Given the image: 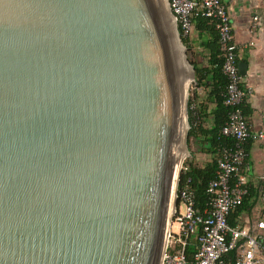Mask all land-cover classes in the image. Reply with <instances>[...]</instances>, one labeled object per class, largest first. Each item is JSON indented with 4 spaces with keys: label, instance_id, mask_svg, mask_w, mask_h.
<instances>
[{
    "label": "water",
    "instance_id": "obj_1",
    "mask_svg": "<svg viewBox=\"0 0 264 264\" xmlns=\"http://www.w3.org/2000/svg\"><path fill=\"white\" fill-rule=\"evenodd\" d=\"M191 78L167 0H0V264H160Z\"/></svg>",
    "mask_w": 264,
    "mask_h": 264
},
{
    "label": "built area",
    "instance_id": "obj_2",
    "mask_svg": "<svg viewBox=\"0 0 264 264\" xmlns=\"http://www.w3.org/2000/svg\"><path fill=\"white\" fill-rule=\"evenodd\" d=\"M168 4L176 26L179 25L184 33L192 29L189 16L196 8L202 10V15L217 19L221 48L225 56L223 70L231 80L226 103L238 102L249 91L247 89L245 92L237 87L242 76L235 64L237 48L226 5L221 0H168ZM222 132L233 135L238 140L251 137L252 140L264 143V131L250 132L249 125L239 110L230 114ZM241 159V153L223 150L218 160L216 177L208 186V192L213 195L211 209L203 213L194 208L192 194L188 189H178L179 173L171 207L172 220L166 233L160 264H189L185 248L191 238L196 243L191 264H226V257L233 249L236 251L234 264H264V218L255 221L252 228L245 225L231 227L226 220L229 210L240 204L246 193L247 174H237L236 181L230 184V178L237 173ZM182 164L180 172L186 170L184 162ZM244 170L249 172L250 165H246Z\"/></svg>",
    "mask_w": 264,
    "mask_h": 264
},
{
    "label": "trees",
    "instance_id": "obj_3",
    "mask_svg": "<svg viewBox=\"0 0 264 264\" xmlns=\"http://www.w3.org/2000/svg\"><path fill=\"white\" fill-rule=\"evenodd\" d=\"M189 22L192 27L190 32L184 33L179 25H177V31L185 48L187 61L193 70L195 83V90L187 103L189 125L187 142L193 140L198 149L191 151L189 159L184 161L186 170L180 172L178 189H188L192 194L194 208L203 213L211 209L213 195L208 192V186L216 177L218 160L223 150L242 154L241 163L237 166V173L231 176L230 184L236 181L237 174L248 175L244 169L246 165H250L249 149L253 143L252 138L238 140L233 135L224 134L222 131L229 121L230 114L235 110H239L249 125L252 109L248 101V92L238 102L226 103L229 98L231 80L223 70L225 56L221 48L217 19L202 15V10L196 8L189 16ZM234 59L237 67L241 60L244 61V58L240 59L238 56L237 49H235ZM237 87L247 91L242 77L237 82ZM198 89H201L202 94L196 91ZM249 131L252 132L250 125ZM196 152L206 155V160L198 162ZM245 187L246 193L240 204L232 207L226 216L227 223L231 227L237 226V221L243 213L251 212L263 191L261 185H254L249 180ZM195 251L196 243L194 238H191L185 248L189 264L192 262ZM235 255L236 251L233 249L226 257V264H234Z\"/></svg>",
    "mask_w": 264,
    "mask_h": 264
},
{
    "label": "crops",
    "instance_id": "obj_4",
    "mask_svg": "<svg viewBox=\"0 0 264 264\" xmlns=\"http://www.w3.org/2000/svg\"><path fill=\"white\" fill-rule=\"evenodd\" d=\"M225 5L230 14L238 56L244 58L241 63L246 64L242 78L249 91L248 101L252 109L249 125L253 132L264 131V0H226ZM201 62L205 63L204 60ZM249 162L247 181L261 185L263 191L251 212L243 213L238 219L237 226L252 228L255 221L264 218V143L253 140Z\"/></svg>",
    "mask_w": 264,
    "mask_h": 264
},
{
    "label": "rangeland",
    "instance_id": "obj_5",
    "mask_svg": "<svg viewBox=\"0 0 264 264\" xmlns=\"http://www.w3.org/2000/svg\"><path fill=\"white\" fill-rule=\"evenodd\" d=\"M167 4H168V0H167ZM168 7H169V4H168ZM169 10H170V7H169ZM170 13H171V10H170ZM176 29H177V26H176ZM188 64V63H187ZM191 71H192V79L187 87V92H186V110H187V103H188V99L190 97H192L193 95V92L195 90V83H194V74H193V70L191 68ZM196 91H199V93H201V89H198ZM202 94V93H201ZM186 121H187V117H186ZM188 128H189V125H188V122H187V130H186V134H185V147H186V155L185 157L182 159L183 162L186 160V159H189V156L191 155V151H197V145L193 142V140H190L189 142H187V132H188ZM207 156L204 155V154H201L199 152H196V160L198 162H203L204 160H206ZM181 162V161H180ZM182 162V163H183ZM183 165V164H182ZM173 203V201H172ZM174 226V225H173Z\"/></svg>",
    "mask_w": 264,
    "mask_h": 264
},
{
    "label": "bare ground",
    "instance_id": "obj_6",
    "mask_svg": "<svg viewBox=\"0 0 264 264\" xmlns=\"http://www.w3.org/2000/svg\"><path fill=\"white\" fill-rule=\"evenodd\" d=\"M192 79V78H191ZM191 81V80H190ZM190 81H189V83H190ZM189 83H188V85H189ZM188 85H187V87H188ZM187 92V91H186ZM186 124H187V121H186ZM187 130V129H186ZM186 134V133H185ZM187 153V152H186ZM186 155V154H185ZM185 157V156H184ZM183 157V158H184ZM182 158V159H183ZM180 160L178 163H177V165H176V170H175V174H174V179H173V184H172V188H171V194H170V201H169V203H168V214L170 215V212H171V207H172V200H173V189H174V186H175V182H176V176H177V171H178V169L180 168V166L182 165V162H183V160Z\"/></svg>",
    "mask_w": 264,
    "mask_h": 264
}]
</instances>
